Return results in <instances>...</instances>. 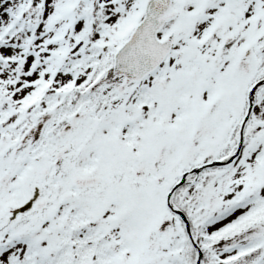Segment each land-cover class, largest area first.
Masks as SVG:
<instances>
[{
  "label": "snow or ice",
  "instance_id": "snow-or-ice-1",
  "mask_svg": "<svg viewBox=\"0 0 264 264\" xmlns=\"http://www.w3.org/2000/svg\"><path fill=\"white\" fill-rule=\"evenodd\" d=\"M0 264H264V0H0Z\"/></svg>",
  "mask_w": 264,
  "mask_h": 264
}]
</instances>
